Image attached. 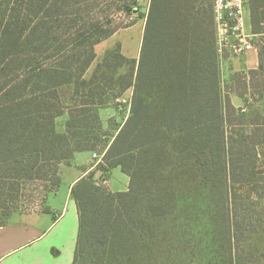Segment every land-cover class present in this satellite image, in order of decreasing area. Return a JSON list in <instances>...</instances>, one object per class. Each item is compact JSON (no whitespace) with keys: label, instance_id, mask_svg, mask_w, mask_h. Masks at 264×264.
Returning a JSON list of instances; mask_svg holds the SVG:
<instances>
[{"label":"trees","instance_id":"trees-1","mask_svg":"<svg viewBox=\"0 0 264 264\" xmlns=\"http://www.w3.org/2000/svg\"><path fill=\"white\" fill-rule=\"evenodd\" d=\"M95 1L0 0V226L24 198L57 188L60 164L101 146L102 175L71 190L72 264H264V45L258 68L223 83L211 0H150L138 58L117 45L87 79L95 45L126 26L93 21L84 7ZM250 17L262 30L264 0L250 1ZM129 87V114L110 136L99 109ZM231 94L257 104L244 111ZM114 167L127 190L98 184ZM194 215L203 226L187 229Z\"/></svg>","mask_w":264,"mask_h":264},{"label":"crops","instance_id":"crops-1","mask_svg":"<svg viewBox=\"0 0 264 264\" xmlns=\"http://www.w3.org/2000/svg\"><path fill=\"white\" fill-rule=\"evenodd\" d=\"M250 1L245 13V31L252 36L254 48L243 55H233L225 51L220 57L221 78L224 71H227L226 75L230 76L233 72H245L259 67L258 45H264V23H261L262 30L253 31ZM133 25L123 30H130ZM120 32L118 29L105 39L107 43L104 45V53L112 50L114 45L119 43L123 55L130 58L128 54L129 37L119 35ZM140 46L141 41L138 47ZM98 55L100 54H96L95 51V57ZM93 153V151L76 152L69 162L60 164V183L55 190L48 193L41 209L22 213L18 219H9L5 225L0 226V264H72L77 244L79 219L71 190L79 179L91 172L95 174L97 171ZM107 174L108 179L105 178ZM111 175H115L118 179L129 180L119 167H114L103 174L101 182L105 181L109 185ZM64 179H67L68 185L62 193L60 184ZM127 188L128 186L121 190L111 191H125Z\"/></svg>","mask_w":264,"mask_h":264},{"label":"rangeland","instance_id":"rangeland-1","mask_svg":"<svg viewBox=\"0 0 264 264\" xmlns=\"http://www.w3.org/2000/svg\"><path fill=\"white\" fill-rule=\"evenodd\" d=\"M125 0H100L99 2H89L86 4L84 7V10L87 11L89 9L88 16L95 21L97 17H108L109 19H112L115 21V24L122 22L123 25L126 24V26H123L120 29V34L121 36L127 35L129 37V51L128 54L130 55V58H138L140 47H138L139 42L141 41L142 33H143V28H144V22H145V16L148 11V7L150 4V0H136V2H132L131 0H126V3L129 5H132V11L128 12L125 9L122 10V6L125 3ZM112 6L111 10H108V7ZM246 13V11H245ZM130 23H133V27H131L130 30H123L124 28L128 27ZM107 41L102 40L100 43H98L95 47L96 54H100L96 56L91 63V65L86 69L84 72V77L85 78H90L94 71L97 69V66L102 62L103 57H104V45H106ZM117 45H120L119 43H116L113 47L116 48ZM120 49V46H119ZM101 51V53H100ZM121 52V49H120ZM122 53V52H121ZM123 54V53H122ZM129 71L128 65L119 67L118 69L115 70H107V75L113 74L114 77H118V75H121L125 72ZM227 71L222 72V79L223 83H226L228 80L229 76L226 75ZM104 81V80H103ZM102 81V82H103ZM118 88L114 89L113 91H110V98L107 104L102 106L99 109V115L100 119L102 122L103 130L107 131L110 136L115 135L116 133V128L126 119V117L129 114V106H130V98L132 94V87H129L126 89L124 92L119 93L117 90ZM108 94V93H107ZM231 101L235 107H243L244 111H251L253 107L257 103H253L252 99L248 100L246 103H243L241 99L236 96L235 94L230 95ZM248 108V109H247ZM67 119V114H63L56 119V128L58 131H63L64 130V124ZM97 155H102V147L99 146L96 151H94ZM65 164V163H63ZM102 173L100 174V176ZM126 175V174H125ZM106 179H108V174L105 176ZM111 180L108 183H102L101 181H98V184L103 186L106 190L108 191L111 190H121L124 189V187L128 186L129 180L123 178V179H118L115 175H111ZM128 178V176H127ZM118 179V180H117ZM67 179H64V181L60 184V189L62 190V193L65 192L67 188ZM50 193V192H49ZM35 196L31 197L30 201H27L24 198V201H21L18 205V210L16 211L15 214H12L8 217V220H16L19 218L20 214L22 213H28L31 211L39 210L43 207V203L46 199V196L40 194L38 191L34 194ZM247 208L250 209L249 212H251L254 217H257L259 214V209L260 205L254 206L252 204H248L246 206ZM256 209H252L255 208ZM260 222V220H259ZM188 227L187 229H190V227H193L194 230L200 229V227L203 226L202 220L196 219L195 215L192 216V219L188 221ZM262 224V221H261ZM263 226L258 225L260 229H263ZM253 238V239H252ZM252 243L253 247L255 248L256 246L261 245L262 243V237L261 235H254L252 237ZM195 256H192L187 259L188 264H202V262L197 261L196 263L193 262L195 261Z\"/></svg>","mask_w":264,"mask_h":264},{"label":"built area","instance_id":"built-area-1","mask_svg":"<svg viewBox=\"0 0 264 264\" xmlns=\"http://www.w3.org/2000/svg\"><path fill=\"white\" fill-rule=\"evenodd\" d=\"M250 0H211L215 23L217 51L243 55L254 48L252 36L245 31V11ZM103 155V154H102ZM102 155L93 153L94 165ZM105 183V181H102Z\"/></svg>","mask_w":264,"mask_h":264},{"label":"water","instance_id":"water-1","mask_svg":"<svg viewBox=\"0 0 264 264\" xmlns=\"http://www.w3.org/2000/svg\"><path fill=\"white\" fill-rule=\"evenodd\" d=\"M101 173L102 171L100 169H97V171L94 174V179H99Z\"/></svg>","mask_w":264,"mask_h":264}]
</instances>
